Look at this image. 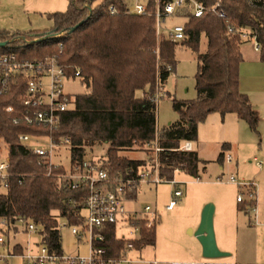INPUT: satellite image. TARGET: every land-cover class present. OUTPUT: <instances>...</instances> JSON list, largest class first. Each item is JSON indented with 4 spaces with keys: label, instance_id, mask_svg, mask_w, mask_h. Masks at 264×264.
I'll list each match as a JSON object with an SVG mask.
<instances>
[{
    "label": "trees",
    "instance_id": "trees-1",
    "mask_svg": "<svg viewBox=\"0 0 264 264\" xmlns=\"http://www.w3.org/2000/svg\"><path fill=\"white\" fill-rule=\"evenodd\" d=\"M95 1L69 0L65 11L48 14L52 21L49 29L26 34L32 44L14 39L24 36L21 32L0 30V41L7 42L0 47V53H13L25 59L57 55L68 75L80 70L84 91L74 95L73 108L62 114L59 128L52 133L58 143L68 140L71 167L82 162L86 148L103 143L108 145L106 156L100 159L103 168L115 172L138 166L144 163L143 159H130L120 152L142 149L157 138L158 144L167 149L159 154V175L171 180L174 169L180 167L197 178L201 161L196 150L176 149L183 141H197L198 125L209 114L219 113L223 118L227 113H234L258 134V116L247 94L239 87L244 41L240 35L247 30L255 36L260 45L259 60L264 62V0H222L225 18L215 11H206L200 17L187 14L183 22L186 37L181 42L163 37L157 42L154 17L125 13L123 0H101L93 5ZM214 2L204 0L206 5ZM87 3L92 4L89 11ZM110 4L116 9L114 14L108 10ZM228 25L233 27V32H228ZM61 32L64 35L56 36ZM46 35L50 36L39 40ZM202 35L206 38V49L200 53ZM178 45L196 53V97L190 100L173 97L172 108L178 119L158 130L156 103L150 95L154 94L157 81L163 83L174 69ZM145 88L149 92L138 97L136 92ZM21 94L22 89L14 86L7 94L0 95V143L6 147L13 174L6 192L0 195V217L9 222L18 217L33 221L41 226L42 242L60 252L59 219L70 226L83 223L87 190L72 189L66 179L58 178L65 172L63 166L39 162L37 154L19 142L21 133L45 135L47 132L23 121L12 122L20 113H8L5 108L12 105L19 110ZM226 146L221 144L217 161L222 162ZM135 194L132 191L126 196L132 199ZM254 204L252 200L248 203ZM136 223L141 227L138 237L132 240L133 247L140 250L154 245L156 224L146 229L142 227L143 221ZM96 232L103 235V240L95 239V243L105 249L106 256L119 257L126 241L116 236V225H105ZM14 250L22 249L16 244Z\"/></svg>",
    "mask_w": 264,
    "mask_h": 264
},
{
    "label": "built area",
    "instance_id": "built-area-1",
    "mask_svg": "<svg viewBox=\"0 0 264 264\" xmlns=\"http://www.w3.org/2000/svg\"><path fill=\"white\" fill-rule=\"evenodd\" d=\"M124 12L135 15H152L155 21V33L157 37H163L171 42H181L185 39L184 23H175L164 27L165 21L172 16L186 18L187 14L200 17L206 11L217 12L219 17L225 18L226 14L221 8L222 0H215L212 5H206L204 0H123ZM88 11L91 10V3H87ZM152 8V9H151ZM111 14L116 12L113 4L108 6ZM227 21V20H226ZM228 32H233V27L228 25ZM64 35L63 32L56 36ZM50 35L41 37L45 39ZM242 40L252 42L255 51H259L255 36L248 31L241 33ZM22 44H32L31 38L16 37ZM61 47V44H59ZM170 69V66H168ZM80 80V70L76 69L73 75H68L65 68L60 64L57 55H46L39 58L25 59L13 53H0V95L7 94L9 90L17 86L22 89L20 96V109L17 110L10 105L5 108L6 112L17 114L12 119L14 124L23 121L28 126H40L46 129V134L21 133L18 135L19 142L26 148L32 150L39 157V162L54 164L51 157L54 149L66 144L67 139L61 143L54 140V133L60 125L62 114L74 106V95L66 91L65 84L68 81ZM160 84L156 86L154 94L150 99L155 103L161 92ZM46 138L47 147L36 145L29 146L28 143H39L41 138ZM192 141H183L176 150H193ZM167 150L158 144L157 138L144 145V163L138 166H127L115 172L103 168L100 159H85L74 167H64L65 172L58 175L59 179H66L72 189L84 188L87 195L84 201V221L80 225H72L70 230L77 242L87 237L88 251L86 254H66L62 248L60 252L51 250L41 240V226L24 217H18L15 221L9 222L5 217H0V264H157L155 260L131 257L133 247L132 240L138 237L140 225L136 222L143 221V228L150 229L158 221L159 214L150 205L146 204L141 210H128L125 206L127 194L137 190L142 184L158 185L161 182L171 184V199L165 206L171 210L180 200L183 192L180 182L174 178L165 180L159 175L160 162L159 154ZM227 161L231 156L227 154ZM62 166V165H60ZM183 171L180 167L174 169V173ZM184 172V171H183ZM13 174L10 171L8 155H0V195L5 193L8 182ZM228 182L234 183L244 189L249 201L256 200V189L254 182H239L231 175ZM236 200L244 201V192H240ZM255 212V204L249 205ZM121 224L128 227L129 237H119L126 241L125 247L119 257H108L103 247L97 246L95 239L103 240L102 233L97 229L105 225ZM60 227V225H59ZM19 234H34L39 237L38 241H25V247L21 251L14 250L18 243L10 244V240ZM20 245V244H19ZM137 251V250H136ZM217 259H203L198 264H222Z\"/></svg>",
    "mask_w": 264,
    "mask_h": 264
},
{
    "label": "rangeland",
    "instance_id": "rangeland-1",
    "mask_svg": "<svg viewBox=\"0 0 264 264\" xmlns=\"http://www.w3.org/2000/svg\"><path fill=\"white\" fill-rule=\"evenodd\" d=\"M100 1H95L93 5ZM11 3L7 1L4 7H0V30L10 33L21 32L26 38H30L26 35L29 32L49 29L52 26V21L48 18V14L65 11L69 0H13ZM184 21V18L172 16L165 21L164 27ZM156 39L159 42L161 37L156 35ZM205 49L206 38L202 35L199 52L202 53ZM241 49L244 56L256 52L250 41L243 43ZM156 51L158 50L156 49ZM196 70V53L187 46L178 45L175 49V67L162 84L163 89L159 92V98L156 102L158 130H161L169 122L178 119L177 112L172 108L173 97L179 100H190L196 97L194 88ZM156 85H158V81ZM65 88L71 95L84 91L80 80L66 82ZM141 92L142 90H138L136 95L139 96ZM214 116L220 118L218 113ZM211 118L198 125L201 130L198 140H201L202 137V145L198 151L204 160L201 163L203 168L197 177L199 179L195 180V177L188 176L183 171L174 173L176 181L186 182L181 185L183 195L173 209L166 210L165 208L171 199L170 191L172 188L171 184L166 181L158 184L156 188L142 184L137 196L126 201L127 209L141 210L145 204H149L159 214L155 226L154 245H147L140 250L131 252V257L156 260L158 264H188L187 261L191 259L203 260L201 245L194 233L198 228L204 205L212 203L214 206L213 231L217 244L216 233L219 227L226 228L230 221L235 234L238 230L235 221L228 216V211L234 207L236 196L242 191L244 192L247 212L241 223L239 236L237 239L235 238V241H242L239 249L240 259L246 261L243 264H264V226H262L264 223V138L261 135L260 137L256 136L251 131L249 133L250 140H244L236 154L225 150L222 162L217 161L222 137L230 136L232 132L220 120L217 121L216 119L213 122ZM193 143L195 146V142ZM28 145L47 147V141L43 137L39 143L34 145V142L30 141ZM0 147L2 155L5 154L6 147L2 142ZM107 148L106 143L86 148L84 158L102 159L106 156ZM120 154L130 159L145 156L144 148L124 150ZM227 154H231L230 161H227ZM51 161L54 164L68 167L70 162L69 145L57 146L53 151ZM231 175L239 182H254L257 195L256 208L263 213V216H258L257 221L253 217L254 211L248 207L249 198L245 190L227 181ZM58 223L63 252L66 254H86L88 251L87 237L77 242L71 233V226L67 225L62 218L59 219ZM128 231V227L118 224L116 236L129 237ZM27 238L30 242L39 240V237L34 234H20L12 238L9 243L24 242ZM217 247L219 248L218 244ZM220 260L222 259L216 261Z\"/></svg>",
    "mask_w": 264,
    "mask_h": 264
},
{
    "label": "crops",
    "instance_id": "crops-1",
    "mask_svg": "<svg viewBox=\"0 0 264 264\" xmlns=\"http://www.w3.org/2000/svg\"><path fill=\"white\" fill-rule=\"evenodd\" d=\"M7 1H9L11 3V1H13V0H0V7L1 8L4 7V5L6 4ZM11 5H12V3H11ZM245 42H248V41L244 40L242 42V44ZM242 44H241V46H242ZM241 52H242V49H241ZM242 56H243V60L239 66V87L243 93L247 94L249 101L253 107V110L256 112V114L258 116V126H257L258 134H255V133L254 134L258 137H260V135H261L264 138V62L259 60L258 51H256L255 54H247L245 56H244V53L242 52ZM163 83H161L159 86L161 91L163 89V87H162ZM148 92H149L148 90H144V91L142 90L141 94L138 97H142V96H144L145 93H148ZM215 114L216 113L209 114L206 121L208 119H210V117H212L211 119L213 122L216 119H217V121L220 120L223 123V125L228 127L229 131L232 132V134L230 136H226L224 138L222 137V143L221 144H223V143L227 144L226 148L223 150V154H224L225 150L229 151V152L231 151V152L236 154L240 144H243L244 140H246V139H247L246 141L250 140L249 133H251V130L249 129L247 123L244 122L243 120L238 119L234 113H227L226 115H224V117L222 119H221V116H220V118H216L218 116H214ZM200 133H201V130H200V127H198L197 141H195V146L197 148L194 146V143H193V147H194L193 149L196 150V152L198 154V158L202 163V162H204V160L202 159V157L200 156L199 151H198V148L200 149V146L202 145V141H201L202 137L200 138L201 140H198V138L200 137ZM220 151H221V146H220ZM229 155L231 156V154H229ZM144 157L136 158V159H144ZM199 167L203 168V167H201V164L199 165ZM186 175H188V174H186ZM188 176H190V175H188ZM197 179H199V178H195V180H197ZM195 180H193V181H195ZM179 182H180L179 186L181 188V185L184 184L186 181L184 183H182V180ZM232 184H234V183H232ZM143 185H150V184H143ZM156 186L157 185H150L149 187L156 188ZM139 187L137 188V190H135L136 194H135L134 198L137 196ZM182 192H183V190H182ZM256 197H257V195H256ZM130 199L131 198H127L126 201H128ZM126 201H125V203H126ZM235 205H236V208H235ZM256 205H257V198L255 200V208H256ZM248 207H250V206L248 205ZM128 210L135 211L134 209H128ZM246 212H247V208L245 205V201L238 202L236 200V203L234 202V207L228 211V216L231 218V220L233 219L235 221L236 226H238V230L236 231V234L233 231V228L230 224V221H229V225H227L226 228L219 227V229L217 230L216 240H217V244H218L219 248L224 252H227V253L229 252L228 256L223 257V258H218V259H222L218 262H220L222 264H243L246 262V261L240 259V254H239V249L241 248V242L242 241L241 240L235 241V238L237 239V236H239L240 229L242 227L241 223H242L243 219L246 217V215H245ZM260 212L261 211L257 210V208H256L254 215H253L255 221L258 220V216H263V213L262 212L260 213ZM262 226H264V223ZM15 243L20 244L21 247H23V246L25 247V244H26L25 241L24 242H15ZM142 259H144V258H142ZM146 260H148V259H146ZM201 261H203V260H200V259L192 260L191 259L190 261H187V263L188 264H198ZM157 264H158V262H157Z\"/></svg>",
    "mask_w": 264,
    "mask_h": 264
},
{
    "label": "water",
    "instance_id": "water-1",
    "mask_svg": "<svg viewBox=\"0 0 264 264\" xmlns=\"http://www.w3.org/2000/svg\"><path fill=\"white\" fill-rule=\"evenodd\" d=\"M39 40H41V38ZM6 45V41H0V47ZM213 213V204H205L201 211L198 228L194 233L201 245V255L205 259H218L229 255V253L221 251L217 247L213 231Z\"/></svg>",
    "mask_w": 264,
    "mask_h": 264
}]
</instances>
